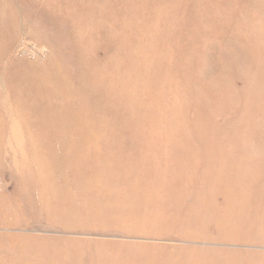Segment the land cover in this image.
Listing matches in <instances>:
<instances>
[{
  "label": "bare ground",
  "instance_id": "6f19581e",
  "mask_svg": "<svg viewBox=\"0 0 264 264\" xmlns=\"http://www.w3.org/2000/svg\"><path fill=\"white\" fill-rule=\"evenodd\" d=\"M53 8L58 6L44 8L43 14L48 20L45 25L56 38L60 37L63 26L68 27L64 31L70 51L62 55L51 50L44 58L30 61L13 58L19 29L13 17L16 8L13 4L0 3V14L6 12L8 19V14H12L5 27V19L2 22L0 19V73L6 68L9 73L7 94L2 95L0 91V187L3 188L2 171L14 164L12 168L27 172L26 177L22 176L25 198L33 196L38 199L37 208L44 207L46 202L47 209L51 208L59 195L69 202V193L72 195L73 191L76 194L74 198L79 200H70L74 211L69 214L60 212L56 218L71 215L79 218L84 206L87 216L110 215L120 224L130 220L154 222L161 225L155 232L157 235L171 233L198 243L169 251H166L169 247L153 249L152 253H160L153 264H264V253L254 250L264 249V217L256 212L254 203L249 202L241 208L249 216L237 221L232 212L236 204L231 203L254 199L234 194L236 183L264 185V90L257 91L254 100H247L242 116L235 119L238 121L233 134L246 137L237 142L233 140L237 145L231 144L230 153L221 159L215 160L207 154L210 151H206L203 139L209 136V131L198 128L197 120L201 121L206 115L200 110L195 117L186 119L193 130L192 138H183L181 147H174L170 156L152 155L153 148L137 151L136 147V152H132L135 151L132 146L134 141L124 145V141L114 138V135L118 133L122 136L134 129L145 130L143 126L147 118L140 109L142 95H132L122 104L125 110L116 112V117L122 116L125 120L124 124L117 126L111 123L102 105L107 102L105 96L114 87L118 88L117 82L120 79L124 81L123 74L113 76L115 73L106 74L103 71L94 50L87 48L83 18H74L71 22H66L65 18L49 19V10ZM75 9L79 8L75 6ZM245 47L232 51V54L242 55L243 60V66L236 63L242 60H235L229 66L228 72L234 79L235 72L251 70L249 65L253 63L264 64L263 56H254L252 52L254 57L249 58L251 51L245 50ZM226 54L223 52L219 56ZM5 59L11 61L6 68L2 65ZM84 61L86 71L91 74L78 78L73 69H77L78 64L84 68L81 64ZM87 61L92 64L87 65ZM209 118L206 115V119ZM233 126L230 128L233 129ZM198 129L204 131L203 136ZM17 199L14 198V201ZM10 204L7 205L0 194V207ZM29 206L34 208L35 203L29 202ZM10 213L0 212V225L12 224ZM31 214L33 218L34 214ZM36 216L41 214L36 212ZM175 220L182 224L162 228L163 222L169 224ZM65 228L74 229L73 226ZM20 242L23 251L19 253L16 250L15 253L22 256V261H16L18 264H30L24 255H31L33 245ZM4 250L0 249L1 263L16 259ZM43 251L48 253L49 258L53 256L48 250ZM82 252L78 258H84ZM165 252L178 255L170 257L162 254ZM61 255L58 252L55 257ZM86 256H91L94 264H102L104 257L108 258L99 252ZM140 260L137 259L139 264Z\"/></svg>",
  "mask_w": 264,
  "mask_h": 264
},
{
  "label": "rangeland",
  "instance_id": "374dc122",
  "mask_svg": "<svg viewBox=\"0 0 264 264\" xmlns=\"http://www.w3.org/2000/svg\"><path fill=\"white\" fill-rule=\"evenodd\" d=\"M0 3L13 4L16 8V12L12 9L19 27L13 53L15 59H42L51 50L62 55L69 53L71 47L67 46V33L64 31L68 27L63 26L60 37L56 38L45 25L48 20L43 13L48 5L58 6L49 10V19L65 18L66 22H71V19L83 18L82 28L88 50H94L106 74H123L124 81L120 79L117 82L118 88L114 87L105 96L108 104L102 105L106 108L109 121L117 126L124 124L125 120L122 116L116 117V112L125 110L122 104L132 95H142L140 109L147 118L143 126L145 130L134 129L122 136L118 133L114 135V138L123 140L124 145L134 141L132 146L135 151L132 152H136V147L137 151L153 148L152 155L170 156L174 147H181L183 138H192L193 130L186 119L195 117L199 110L210 117L207 120L205 115L201 121L197 120V124L199 129L209 131L203 143L206 151H210L207 154L212 155L213 159H221L230 153L231 144L237 145L235 141L246 137L233 134L238 121L235 119L242 116L247 100H254L257 91L263 92L264 64L253 63L254 66L249 65L251 70L235 72V79L228 69L231 62L242 60V55L232 54L239 47L246 45L245 50L251 51L249 58L256 55L264 57V0H0ZM75 6L79 9H75ZM0 19L1 22L5 19V27L9 20L6 12L0 14ZM223 52L227 54L219 56ZM252 52L254 56H251ZM6 60L2 63L4 68L11 62ZM88 63L92 64L90 61ZM236 63L243 66V60ZM81 64L84 68L78 64V70L73 69L74 74L78 78L89 76L91 73L85 69L86 62ZM1 73L0 91L4 95L7 94L6 79L9 73L7 68ZM232 125L233 129L230 128ZM199 129L203 136L204 131ZM13 166L2 171L3 188L0 187V194L7 205L11 204L0 207V212H11L14 222L0 225V249H5L16 259L0 264L22 261V256L15 253L16 250L19 253L23 251L20 240L33 245L31 255H24L30 264H94L91 256L86 255L90 253L94 256L95 252L108 256L104 257L102 264H139L138 258L141 264L142 261L153 264L160 256V253H152L153 249L169 247L166 250L169 251L171 248L198 245L171 233L157 235L155 232L161 226L158 223L130 220L120 224L110 215L87 216L84 206L79 218L72 215L56 218L60 212L69 214L74 211L70 202L79 200L74 198L76 194L73 191L72 195L69 193V202L59 195L51 208L48 207L50 211L47 202L44 207L41 206L43 209L40 206L37 208L38 199L33 196L25 198L22 176L26 177L27 172L18 171ZM233 193L254 198L231 202L236 204L232 212L237 221L249 216L241 209L249 202H253L256 212L264 217V185L236 183ZM14 198L19 199L14 201ZM29 202L35 203L34 208L29 206ZM36 212L41 216H36ZM165 223L162 225L164 229L182 224L179 220ZM70 226L74 229L65 228ZM43 249L53 256L49 258ZM254 250L264 253L263 248ZM58 252L62 255L55 257ZM80 252L84 255L83 259L78 258ZM162 254L170 257L178 255L174 252Z\"/></svg>",
  "mask_w": 264,
  "mask_h": 264
}]
</instances>
